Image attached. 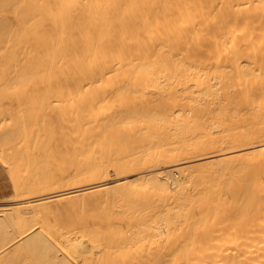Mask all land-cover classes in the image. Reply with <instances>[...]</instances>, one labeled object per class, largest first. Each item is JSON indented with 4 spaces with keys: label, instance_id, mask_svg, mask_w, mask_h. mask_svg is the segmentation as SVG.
<instances>
[{
    "label": "bare ground",
    "instance_id": "1",
    "mask_svg": "<svg viewBox=\"0 0 264 264\" xmlns=\"http://www.w3.org/2000/svg\"><path fill=\"white\" fill-rule=\"evenodd\" d=\"M0 167V264H264V0H0Z\"/></svg>",
    "mask_w": 264,
    "mask_h": 264
},
{
    "label": "rangeland",
    "instance_id": "2",
    "mask_svg": "<svg viewBox=\"0 0 264 264\" xmlns=\"http://www.w3.org/2000/svg\"><path fill=\"white\" fill-rule=\"evenodd\" d=\"M4 123L7 124L8 122L6 121ZM12 201V187L8 172L3 167H0V203H9Z\"/></svg>",
    "mask_w": 264,
    "mask_h": 264
}]
</instances>
